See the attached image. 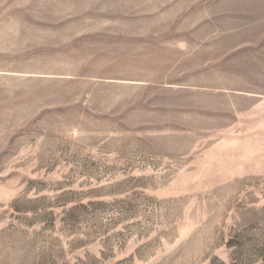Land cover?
Wrapping results in <instances>:
<instances>
[{
    "label": "rangeland",
    "instance_id": "1",
    "mask_svg": "<svg viewBox=\"0 0 264 264\" xmlns=\"http://www.w3.org/2000/svg\"><path fill=\"white\" fill-rule=\"evenodd\" d=\"M0 264H264V0H0Z\"/></svg>",
    "mask_w": 264,
    "mask_h": 264
}]
</instances>
